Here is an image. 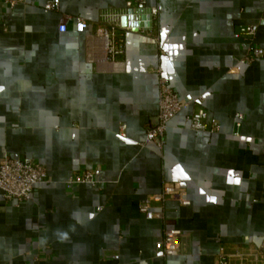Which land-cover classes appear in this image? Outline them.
Masks as SVG:
<instances>
[{
  "label": "crops",
  "instance_id": "0c3cea01",
  "mask_svg": "<svg viewBox=\"0 0 264 264\" xmlns=\"http://www.w3.org/2000/svg\"><path fill=\"white\" fill-rule=\"evenodd\" d=\"M46 1L0 0V158L29 157L47 174L26 201L0 193V264H214L222 247L259 244L264 60L228 67L245 51L239 25L257 22L254 43L264 47V0H146L153 26L119 19L124 51L114 64L94 30L102 11L125 0H60L58 11H44ZM158 67L178 96L203 99L217 132L189 130L183 111L162 148L143 142V125L156 119ZM84 169L95 170L96 184L67 189ZM165 184L182 187L188 203H153L164 221L147 218L139 203ZM164 225L180 230V250L155 258Z\"/></svg>",
  "mask_w": 264,
  "mask_h": 264
},
{
  "label": "built area",
  "instance_id": "2783aa9c",
  "mask_svg": "<svg viewBox=\"0 0 264 264\" xmlns=\"http://www.w3.org/2000/svg\"><path fill=\"white\" fill-rule=\"evenodd\" d=\"M8 8H14L24 0H1ZM60 0H47L42 9L44 11H58ZM147 7L146 0H125L123 8L119 10H104L100 13V22L94 30V34L100 36L103 41V60L107 64H114L117 58L123 54L122 37L118 31V21L122 16L133 13L136 9ZM152 26L155 8H151ZM67 16H64L59 24L58 31L64 32L67 29ZM74 29L77 32H85L88 28L86 20L80 16L71 18ZM259 21L264 22V11L259 15ZM258 27L257 22L242 24L237 27L236 37L243 36L246 41L245 51L236 63L229 66L233 70L237 65L251 64L257 60H264V47L254 43V36ZM129 28V27H126ZM144 29V28H138ZM90 34V33H89ZM91 35V34H90ZM157 72V95L158 108L156 119L153 123L147 122L143 125V142L153 143L157 148H162L165 142V133L169 121L177 114L185 111L183 119L186 127L191 131L214 133L220 128L219 122L212 117L203 106L201 97H180L170 86L161 67ZM234 125L238 128L243 119L241 113L233 116ZM125 124H120L118 133L124 135ZM264 155V144L262 146ZM47 181V174L44 166L34 162L29 157L3 154L0 158V193L9 201L17 203L30 198L33 187L36 184ZM97 182L96 172L92 169L76 171L65 182V187L69 190L79 184L94 186ZM168 198H173L179 204H187L188 200L182 187L165 184L159 193L146 198L138 205V210L147 218H156L164 221L162 208H154L153 203L161 204ZM179 229L171 226H163L160 235L154 242L153 256L164 258L179 253L180 250ZM214 264H264V237L257 245L246 244L236 247L231 251L223 247L215 255Z\"/></svg>",
  "mask_w": 264,
  "mask_h": 264
},
{
  "label": "water",
  "instance_id": "95a60500",
  "mask_svg": "<svg viewBox=\"0 0 264 264\" xmlns=\"http://www.w3.org/2000/svg\"><path fill=\"white\" fill-rule=\"evenodd\" d=\"M121 26H129L133 29L136 28H144L151 29L152 28V16L151 10L149 7H145L143 9H136L127 16H122L120 18Z\"/></svg>",
  "mask_w": 264,
  "mask_h": 264
}]
</instances>
